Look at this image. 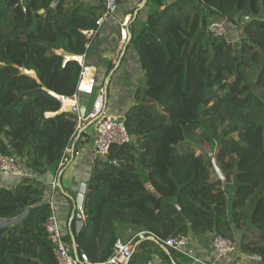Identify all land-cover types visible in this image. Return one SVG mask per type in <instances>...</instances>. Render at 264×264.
<instances>
[{
    "label": "trees",
    "instance_id": "16d2710c",
    "mask_svg": "<svg viewBox=\"0 0 264 264\" xmlns=\"http://www.w3.org/2000/svg\"><path fill=\"white\" fill-rule=\"evenodd\" d=\"M105 11V0L0 1V154L33 176L0 186V264H58L45 228L48 186L38 179L58 175L65 150L89 140L92 127L79 141L75 116L56 96L80 97L75 58L87 55L85 33L99 30ZM213 20L241 30L240 41L213 37ZM136 26L131 45L145 82L125 115L135 140L96 160L85 225L76 234L72 224L77 249L107 261L119 223L144 239L219 234L237 243L235 260L258 255L264 264V0H177ZM186 142L217 149L225 180L206 153L179 152ZM155 253L192 263L153 241L138 245L131 263Z\"/></svg>",
    "mask_w": 264,
    "mask_h": 264
},
{
    "label": "crops",
    "instance_id": "0c3cea01",
    "mask_svg": "<svg viewBox=\"0 0 264 264\" xmlns=\"http://www.w3.org/2000/svg\"><path fill=\"white\" fill-rule=\"evenodd\" d=\"M79 1L88 5H95L99 0ZM176 1L177 0H160V4H158L155 0H120L118 15L114 19L106 21L99 29L84 60L86 65L96 71L97 94L102 87L107 90L106 104L109 115L125 119L126 113L135 104V92L141 85L143 86L145 82L144 72L139 62L138 53L131 45L132 28L137 30V23L145 21L149 13L161 11L166 5H170ZM124 22H128L129 38L128 41L123 44L121 42L120 25ZM79 100L81 106H85L87 111H89L95 101V97L81 94ZM88 137V141L86 140L88 138L83 137L81 138L83 139L81 142H76L72 145L74 147V157L71 158L69 164L60 174L54 175L48 173L43 179H38L48 186V191L45 196L46 201H51V185L53 181L57 180L58 187L53 197L54 209L64 234H74L72 224L74 223L75 227V219H73V215L76 211L77 204L80 203L83 205L85 196L80 194V186L85 183L88 191V183L93 175L96 160H103L96 159L94 155L95 137L93 129L89 131ZM77 139L79 141L81 140L80 137ZM17 181L18 179L15 177L0 175V186L12 185ZM81 212L85 225L86 217L83 214V209ZM117 228L119 229V238L124 241H130L140 234L135 228L125 225L122 226L119 223L116 224V229ZM74 231L76 233V229ZM190 237L191 244L188 248V252L206 263L257 264L246 257L235 260L237 256L217 260L212 248V235H192ZM138 238L139 237H137L136 240H138ZM139 239L140 240L137 241L139 245L142 242L152 241L144 238ZM156 244L158 245V243ZM72 246L74 250V244ZM154 249L155 248H153V250ZM152 260L155 261L156 264H167V260L161 254L155 253Z\"/></svg>",
    "mask_w": 264,
    "mask_h": 264
},
{
    "label": "built area",
    "instance_id": "2783aa9c",
    "mask_svg": "<svg viewBox=\"0 0 264 264\" xmlns=\"http://www.w3.org/2000/svg\"><path fill=\"white\" fill-rule=\"evenodd\" d=\"M106 11L97 22L99 29L108 20L114 19L120 10V0H105ZM122 43H126L129 38L128 22L120 25ZM99 31V30H98ZM98 31L86 32L88 43L86 44L87 52L91 48V44L96 37ZM209 33L215 38H223L227 34V25L225 21L213 20L208 28ZM85 56L75 58L82 67L80 83L78 92L85 95H93L97 85L96 71L86 65ZM107 85V84H106ZM107 90L103 87L98 91L95 101L85 116L81 114V103L79 95L75 94L72 97L56 96L61 104V112L70 113L75 116L77 121V138L86 131L89 127H93V134L95 137L94 155L96 159H106L113 146H126L134 142L135 137L132 136L127 129L126 120L116 118L109 115L106 104ZM74 157V147H68L59 164V173L69 164L71 158ZM0 175L32 178L31 173L25 171L19 160L14 156H2L0 154ZM57 180L53 181L51 185V207L52 215L48 219L45 228L48 233L49 240L54 247V254L58 264H132L135 251L138 247L137 237L144 238L146 233H140L136 238L130 241L118 239L114 245V254L105 262H93L89 256L80 252H75L70 245L65 241V235L59 223L58 217L54 209L53 197L57 190ZM155 238L156 243L172 249L192 261V264H209L200 259H197L188 252L191 244V237L185 235H178L163 240L159 237L151 235ZM212 248L216 255V259H225L233 257L238 253V245L235 241L224 238L219 234L212 235ZM254 262L260 263L262 258L258 255L246 257ZM135 264H156L155 261H146ZM240 264V263H237Z\"/></svg>",
    "mask_w": 264,
    "mask_h": 264
},
{
    "label": "water",
    "instance_id": "95a60500",
    "mask_svg": "<svg viewBox=\"0 0 264 264\" xmlns=\"http://www.w3.org/2000/svg\"><path fill=\"white\" fill-rule=\"evenodd\" d=\"M247 20H249V19H247ZM26 73H27L28 75H35V72H34V71H26ZM86 112H87V108H86L85 106H82V107H81V114H82V116H85ZM208 154H209L210 156H212V155H211L212 153H209V152H208ZM211 161H212V164H213V168H214L215 174L217 175L218 179L224 181V180H225V177H224V175H223L221 169H220L219 166L217 165V163H216V161H215V158H212ZM79 192H80V194H82L83 196L87 193V185H86L85 183L81 184L80 189H79ZM77 210H78V212H77ZM81 211H82V204L78 203V204H77L76 211H75V213H74V215H73V219H75V229H76V234H79V233L81 232V230L83 229V227H84V222H83V219H82V212H81ZM18 220H19V219L15 220V221H18ZM0 223H2V225H5V224L7 223V221H6V220H0ZM0 225H1V224H0ZM72 235H73V242H74V250H75V252H77L78 249H77V245H76V242H75L76 237H75V235H74L73 233H72ZM148 239H150V240L156 242L154 237H150V238H148ZM158 245H159V246H160L165 252H168V250H169L168 248H166L165 246L160 245V244H158Z\"/></svg>",
    "mask_w": 264,
    "mask_h": 264
},
{
    "label": "rangeland",
    "instance_id": "374dc122",
    "mask_svg": "<svg viewBox=\"0 0 264 264\" xmlns=\"http://www.w3.org/2000/svg\"><path fill=\"white\" fill-rule=\"evenodd\" d=\"M241 32H242L241 30H237V29L235 30L229 26L227 28V39L231 42H239L241 39V36H242ZM141 87H142V85H141ZM177 150L179 152H185V151L194 152L196 155L202 156V157L204 156L203 153H206L208 155V157H205V160H208V159L211 160L212 158H214L215 152L217 151V149L212 150L211 147H209V146L205 147V146H202V144H192L189 142L188 143L186 142V143L178 146ZM208 152L212 153L211 154L212 156H210L208 154ZM0 224H1V226H3L2 223H0Z\"/></svg>",
    "mask_w": 264,
    "mask_h": 264
},
{
    "label": "bare ground",
    "instance_id": "6f19581e",
    "mask_svg": "<svg viewBox=\"0 0 264 264\" xmlns=\"http://www.w3.org/2000/svg\"><path fill=\"white\" fill-rule=\"evenodd\" d=\"M48 116H51V115L48 114Z\"/></svg>",
    "mask_w": 264,
    "mask_h": 264
}]
</instances>
